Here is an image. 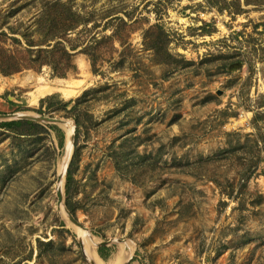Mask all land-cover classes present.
I'll list each match as a JSON object with an SVG mask.
<instances>
[{"label": "rangeland", "instance_id": "374dc122", "mask_svg": "<svg viewBox=\"0 0 264 264\" xmlns=\"http://www.w3.org/2000/svg\"><path fill=\"white\" fill-rule=\"evenodd\" d=\"M246 1L0 0L8 50L38 38L52 3L85 23L68 36L75 72L0 75V115L59 120L73 137L66 158L61 122L26 136L0 128V264H264V5ZM120 20L130 35L112 50L101 39ZM156 24L168 62L142 44ZM59 186L84 230L58 211Z\"/></svg>", "mask_w": 264, "mask_h": 264}, {"label": "trees", "instance_id": "16d2710c", "mask_svg": "<svg viewBox=\"0 0 264 264\" xmlns=\"http://www.w3.org/2000/svg\"><path fill=\"white\" fill-rule=\"evenodd\" d=\"M246 4L264 5V0H247ZM84 26V22L79 21V17L73 12L72 8L66 4L52 3L48 5L43 14L37 21L36 32L38 38L35 40L31 35L22 34L20 38L25 41V48L17 45L13 50H8L4 47L5 34H0V75L4 77H11L20 73L23 70L39 71L42 67L50 68L52 75L58 78H65L68 73L75 72L76 66L74 64V56L77 46L71 44L68 36L76 30L79 26ZM264 26V24H262ZM127 23L120 20L114 26L110 36H104L102 42L110 44V48L114 50V43L123 46L127 42L129 32ZM13 42L19 43L15 37L11 38ZM100 43V41H98ZM97 44V42H96ZM142 44L144 48L153 52L154 56L161 57L163 61L168 62L171 55L167 52V36L158 24L150 26L143 31ZM96 46V45H95ZM91 46L86 47L83 53L89 57L93 72L95 71L94 55L88 54ZM93 50V48H92ZM263 75H264V62ZM56 96H48L39 101L40 108L37 112L41 113L42 107L46 104L47 109L51 107V102ZM49 103V104H48ZM67 106V103L65 104ZM0 128L11 131L16 135L26 136L29 132L44 131L43 127L31 121H10L0 123ZM54 129V127H51ZM59 142L62 145V138ZM73 155V160H74ZM73 160L71 161L65 178V202H68V195L71 190L73 182ZM69 211L73 214L69 204H67ZM87 249V248H86ZM97 254L103 261L109 259L112 254V249L107 246H99Z\"/></svg>", "mask_w": 264, "mask_h": 264}, {"label": "water", "instance_id": "95a60500", "mask_svg": "<svg viewBox=\"0 0 264 264\" xmlns=\"http://www.w3.org/2000/svg\"><path fill=\"white\" fill-rule=\"evenodd\" d=\"M0 121L2 122H10V121H31V122H45V123H55L61 122L59 120L50 119L46 117H35V116H28V115H0ZM72 135L69 138L68 144L72 143ZM59 182H61V176L59 179ZM57 196V206H63L65 218L69 222L70 225H73L81 230H84V228L81 227V225L76 221V219L72 216V214L66 209V207L63 204V188L59 187L56 191ZM81 243V237L79 238Z\"/></svg>", "mask_w": 264, "mask_h": 264}, {"label": "bare ground", "instance_id": "6f19581e", "mask_svg": "<svg viewBox=\"0 0 264 264\" xmlns=\"http://www.w3.org/2000/svg\"><path fill=\"white\" fill-rule=\"evenodd\" d=\"M86 82L87 81H77L76 83H73V85H71V87H68L67 89H62V94L66 97V98H71V97H73V96H75L78 92H79V90L84 86V85H86ZM62 88V87H61ZM60 88V89H61ZM48 89H49V87H48ZM47 88H42V89H39L38 91H37V94L38 95H42L45 91H47L48 90ZM53 92V91H52ZM37 98V97H36ZM36 98L34 97V99H32V101H36ZM60 122H58L57 124H59ZM61 125H62V127L65 129V130H68L66 133H67V137L68 138H70V136L72 135V133H70L71 131V129H72V127L70 126V124H68V123H63V122H61L60 123ZM70 150H71V144H69V145H67V152H66V158L69 156V153H70ZM65 163H66V159H65ZM64 172V166L62 167V169H61V174ZM59 187H61V186H59ZM57 209H58V211L60 212V214H62L63 216H64V218H65V214H64V209H63V206L61 205V206H57ZM80 234H81V232H80ZM82 235V234H81ZM84 235V234H83ZM82 235V236H83ZM88 244H89V242H88ZM95 252V251H94ZM93 252V254H95ZM90 258L93 260V257L90 255ZM94 261V260H93ZM125 260H124V256L122 255V254H119L118 256H117V258H116V260L113 262V264H123V262H124ZM93 264H96L95 263V261L93 262Z\"/></svg>", "mask_w": 264, "mask_h": 264}]
</instances>
